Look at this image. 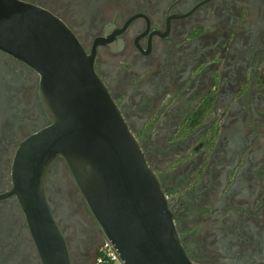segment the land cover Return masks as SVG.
Listing matches in <instances>:
<instances>
[{
  "label": "flooded vegetation",
  "instance_id": "1",
  "mask_svg": "<svg viewBox=\"0 0 264 264\" xmlns=\"http://www.w3.org/2000/svg\"><path fill=\"white\" fill-rule=\"evenodd\" d=\"M75 32L169 196L196 264H264V0H23ZM50 124L40 76L0 49V264H43L13 187L23 140ZM71 264L105 235L68 163L46 178Z\"/></svg>",
  "mask_w": 264,
  "mask_h": 264
},
{
  "label": "water",
  "instance_id": "2",
  "mask_svg": "<svg viewBox=\"0 0 264 264\" xmlns=\"http://www.w3.org/2000/svg\"><path fill=\"white\" fill-rule=\"evenodd\" d=\"M0 49L40 76L50 124L19 145L14 194L43 264H71L46 194L63 158L105 238L125 264H196L179 233L169 196L105 80L75 32L51 10L0 0Z\"/></svg>",
  "mask_w": 264,
  "mask_h": 264
},
{
  "label": "built area",
  "instance_id": "3",
  "mask_svg": "<svg viewBox=\"0 0 264 264\" xmlns=\"http://www.w3.org/2000/svg\"><path fill=\"white\" fill-rule=\"evenodd\" d=\"M95 264H125L110 240L104 238L99 246Z\"/></svg>",
  "mask_w": 264,
  "mask_h": 264
}]
</instances>
